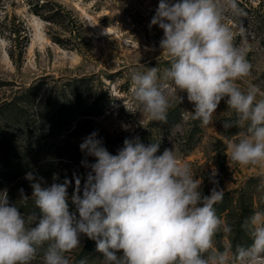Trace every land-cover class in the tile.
Wrapping results in <instances>:
<instances>
[{"label":"clouds","instance_id":"clouds-1","mask_svg":"<svg viewBox=\"0 0 264 264\" xmlns=\"http://www.w3.org/2000/svg\"><path fill=\"white\" fill-rule=\"evenodd\" d=\"M226 14L246 15L238 0H159L150 27L158 24L163 30L159 46L169 67L131 71V94L150 121L163 123L174 103L184 100L177 92L186 93L194 105L191 118L202 125L213 122L223 100L236 119L222 121V127L244 129L226 145L229 167L256 166L264 188V91L246 81L250 48L235 43ZM239 34L246 39L242 25ZM123 145L113 155L96 131L84 138L80 150L96 161H82L91 171L82 195L76 178L75 212L67 178L45 186L43 177L26 173L38 209L27 216L10 203L6 189L0 191V264H32L41 249L42 264H70L66 254L80 247L82 235L96 242L105 264H264V209L241 224L250 245L233 252L227 244L220 251L216 234L233 231L214 207L222 202L223 190L213 187L204 195L202 179L194 178L191 165L173 149L157 155L159 142L145 145L136 137ZM215 176L213 168V184Z\"/></svg>","mask_w":264,"mask_h":264},{"label":"rangeland","instance_id":"rangeland-1","mask_svg":"<svg viewBox=\"0 0 264 264\" xmlns=\"http://www.w3.org/2000/svg\"><path fill=\"white\" fill-rule=\"evenodd\" d=\"M238 2L246 15L226 14L225 22L234 26L235 43L250 48L247 59L252 68L246 81L264 91V0ZM158 3L159 0H0V103L36 83L42 85L41 93L52 89L59 97L65 86L72 87L78 82L84 101L102 88L111 95L107 110L95 116L78 115L73 131L61 135L65 141L51 139L40 150L39 171L31 173L43 177L45 186L59 183L61 176H67L73 185L79 177L80 186L83 185L79 168H90L82 163L83 151L79 145L93 131L98 139L101 134H107L128 139L138 137L145 145L159 142L157 155L173 149L180 161L191 165L194 178L202 179L204 195H209L213 187L223 190L222 202L214 207L217 215L232 225L233 231L218 232L214 246L223 251L225 245L231 244L235 252L238 245L251 243L241 228L245 218L255 210L264 209V188L260 187L258 175L261 169L244 165L230 168L228 164L226 145L244 129L225 130L221 122L234 121L235 114L222 100L212 116L213 122L202 125L191 118L194 105L188 102L186 93L177 92L184 100L174 103L167 122L150 121L131 94V71L146 72L157 67L162 72L169 67L168 57L159 46L163 30L158 24L150 27ZM59 4L65 7L62 15L57 14L55 21L47 19ZM241 25L246 39L239 34ZM240 83L246 86L245 82ZM1 125L2 129L12 131L9 122L3 121ZM213 168L217 184L209 179ZM54 174L58 176L56 181ZM25 176L23 187L18 186L15 191L18 197L22 195L21 188H31L32 181ZM12 183L3 180L0 191L6 189L8 193ZM71 209L76 211L74 205ZM21 212L25 216L29 214ZM66 255L70 264H79L81 259H86L87 264H105L102 254L96 251V242L84 235L80 247ZM42 258L41 249L32 264H42Z\"/></svg>","mask_w":264,"mask_h":264},{"label":"trees","instance_id":"trees-1","mask_svg":"<svg viewBox=\"0 0 264 264\" xmlns=\"http://www.w3.org/2000/svg\"><path fill=\"white\" fill-rule=\"evenodd\" d=\"M63 11H65V7L59 4L58 8L46 18L55 21V16L62 15ZM53 38L62 43L57 37ZM77 83L71 87L69 82L70 87L65 86L63 90H60L59 97L53 94L52 89L48 93H41L42 85L36 83L26 87L12 99L0 103V184L3 183V180L13 182L8 190L9 201L23 212L30 214L33 211H38L31 197L32 187L23 189V196L27 198H22V195L18 197L15 191L18 186L23 187L22 177L26 173L39 171L40 150L51 139L65 141L66 139H63L61 135L73 131V122L78 115L103 114L112 102L111 95L102 88L88 101H84L80 85ZM3 121L12 125V131L2 129ZM99 138L102 140V146L109 153L115 155L124 146L123 142L127 137L101 134ZM83 161L95 162L96 157L83 151ZM90 171L87 168L85 170L79 168V172L83 176L82 182L86 181ZM65 178L68 179L67 176H61L59 183H63ZM83 187L84 184L80 186V192L83 191ZM75 190L76 185L70 182L67 191L71 211L73 205L71 196Z\"/></svg>","mask_w":264,"mask_h":264}]
</instances>
